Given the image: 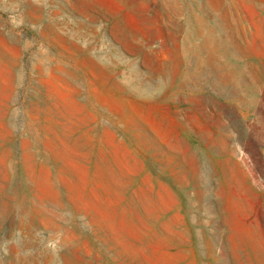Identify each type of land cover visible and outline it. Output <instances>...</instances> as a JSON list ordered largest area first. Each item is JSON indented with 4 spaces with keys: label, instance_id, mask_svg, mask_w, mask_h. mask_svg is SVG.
I'll use <instances>...</instances> for the list:
<instances>
[{
    "label": "rangeland",
    "instance_id": "rangeland-1",
    "mask_svg": "<svg viewBox=\"0 0 264 264\" xmlns=\"http://www.w3.org/2000/svg\"><path fill=\"white\" fill-rule=\"evenodd\" d=\"M0 264H264V0H0Z\"/></svg>",
    "mask_w": 264,
    "mask_h": 264
},
{
    "label": "bare ground",
    "instance_id": "bare-ground-1",
    "mask_svg": "<svg viewBox=\"0 0 264 264\" xmlns=\"http://www.w3.org/2000/svg\"><path fill=\"white\" fill-rule=\"evenodd\" d=\"M206 11H208V10H206ZM206 11H205V12H206ZM205 12H204V13H205ZM205 16H207V15H205Z\"/></svg>",
    "mask_w": 264,
    "mask_h": 264
}]
</instances>
